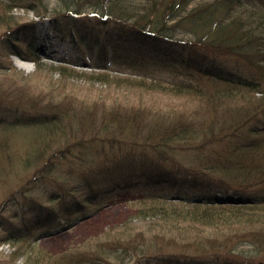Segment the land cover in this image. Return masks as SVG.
<instances>
[{"label":"trees","instance_id":"1","mask_svg":"<svg viewBox=\"0 0 264 264\" xmlns=\"http://www.w3.org/2000/svg\"><path fill=\"white\" fill-rule=\"evenodd\" d=\"M8 1L1 2L3 12L21 7L51 18L63 38L128 71L98 75L198 104L190 113L171 109L151 122L139 111L117 109L97 118L73 103L44 107L0 87L3 101L30 114L26 122L0 118V151L7 159L1 172L14 173L19 162L21 173L15 174L22 183L7 199L17 210L0 218V244L9 249L0 264L25 261L18 250L36 249L54 227L77 220L102 196L131 189L140 178L169 191L129 199L140 216L154 215V227H124L120 237L92 238L85 250L58 260L48 255L47 263L264 264V196H253L264 187V0H201L193 6L194 0ZM15 19L4 18L0 34L31 29L14 26ZM130 35L152 37L161 46L135 48ZM217 62L247 67L254 81L227 74ZM163 73L183 80L162 79ZM40 109L47 113L38 114ZM15 135L25 139L17 159L8 147Z\"/></svg>","mask_w":264,"mask_h":264},{"label":"rangeland","instance_id":"2","mask_svg":"<svg viewBox=\"0 0 264 264\" xmlns=\"http://www.w3.org/2000/svg\"><path fill=\"white\" fill-rule=\"evenodd\" d=\"M199 1L201 0H194L192 6ZM1 2H3V0H0V24H2L4 18L6 19L9 15H14V18L17 19L14 26L23 24H29V26H31L34 24L33 22H38L39 17H36L33 11H30L29 14H25L21 7L13 8L15 12L13 11L12 13L3 12V8H5L4 6L6 4H2ZM50 20L52 21L51 18ZM68 27H76V24ZM19 29L20 27H18L16 32ZM61 29L60 26L46 25L43 28H31L25 33H15L12 31L10 35H3L4 33L0 34V87L2 90L11 92L13 95H27V97L38 99L37 101L40 102L39 105L44 107L47 106L46 103L50 104L49 106L62 105L65 104V102L70 104L73 103L79 110L94 112L97 118H101L103 114L109 113V110L117 109L125 110L128 113L139 111L138 115L142 117L145 116L146 118H144L151 122L158 119L155 117L159 115H166V111H170L171 109L175 113L185 114L190 113L193 108L197 107L198 102L186 96L170 94L160 89L131 85L124 81L111 78L106 79L98 75L103 71L109 73H123L126 72V70L122 69L118 71L119 67H115L113 71L110 69H100V67L95 66V60L93 57L89 56L85 44L69 46L66 48V51H62V49L59 48V54L72 56L75 58V62L68 60L61 61L57 58L53 59L44 55L42 52L40 53V51L31 50L32 39L35 36L43 38V42L41 43L43 46H41V49L45 48L46 51L52 50L53 41L54 44H56L58 39L61 40L59 31ZM101 30H103V28ZM130 38L136 44L138 43L145 47L155 49L161 46L159 43L138 39L133 36ZM112 46L111 44L109 48H112ZM18 59L30 64V68L24 65L22 66V64H17L16 62ZM220 66L226 73L231 74L235 78H245L254 81L249 70L240 64L227 62L222 63ZM61 67L64 68L61 69ZM170 76L174 75L170 73ZM160 77L165 79L166 75H161ZM15 91L18 92V94ZM0 95H2L1 92ZM0 100L3 103V105L0 103V118H7L8 120L20 119L25 122L28 120V116L23 113V110L17 109V106H12L8 101H3L1 96ZM43 113L45 114L47 112L41 110L38 114L41 115ZM126 115L132 117L127 113ZM145 131H147V129ZM146 133L149 132H144V134ZM122 137L125 138L124 136ZM9 140L12 148L10 146L8 147L10 149H15L13 150L15 158L21 157V155H23L25 139L18 138V135H15V138L9 137L8 141ZM2 143H4V141L3 138L0 137V144ZM4 155H6V153L0 151V167L3 171L6 170L5 162L7 160ZM17 164H19V162L15 165L14 173H2L0 169V218L3 217L6 219L14 210H17L13 202L7 201L9 193L22 185L19 177L16 179L15 173H21L20 167ZM142 186L152 187L156 185L151 183L142 184L141 187ZM261 190L263 189L261 188L258 191ZM138 213H140V211L129 204V199L126 195L124 196L123 191L105 195L84 215L80 216L78 220L70 224L67 223L66 230L41 238L36 249L18 250L17 254L22 255L25 261L20 260L12 262V264H48V255L58 260L60 256L70 253L74 251V249L86 248L89 244L87 242L92 238L101 236V239L104 237H120L121 231L125 228H131L133 232H135L137 229L146 228V226H148L146 229L154 227L151 221L153 219H150L151 216L154 215L149 216V214H142L140 216ZM29 218H31L30 215ZM14 222L17 221L15 220ZM130 223L133 224L130 225ZM179 226L180 225L177 227ZM194 231L210 232H206L205 229L203 230L199 227L194 228ZM1 233L2 230H0V234ZM39 247H42V249L40 250ZM8 250L7 244L0 245L1 263L7 262L6 257L8 255L2 252ZM112 263L116 264L113 261ZM138 264L150 263L145 261Z\"/></svg>","mask_w":264,"mask_h":264},{"label":"bare ground","instance_id":"3","mask_svg":"<svg viewBox=\"0 0 264 264\" xmlns=\"http://www.w3.org/2000/svg\"><path fill=\"white\" fill-rule=\"evenodd\" d=\"M92 16L94 15V14H91ZM24 25V24H23ZM21 32L22 33H25L22 29H21ZM77 45H79V42H74L73 44H72V46H77ZM73 62H75V61H73ZM17 64H19V65H21L22 64V66L24 65L25 67H27V68H30V64H28L27 62H24V61H22V60H20V59H18L17 60V62H16ZM34 113V114H33ZM33 113H31V114H33V115H35V114H37V113H35V112H33ZM26 116H30V114H25ZM168 190H166V186H165V184H160L159 186H152V187H150V191H149V194H151V193H156V194H158V193H160V194H162V195H168L169 196V193L167 192ZM223 200H225V199H223ZM14 205H15V203H14ZM17 207V206H16ZM18 208V207H17ZM16 210H14V212H15ZM136 264H138V263H136Z\"/></svg>","mask_w":264,"mask_h":264}]
</instances>
